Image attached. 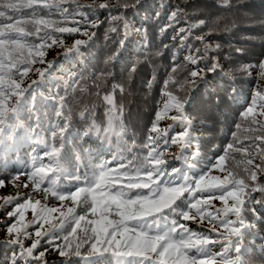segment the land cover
Listing matches in <instances>:
<instances>
[{
    "label": "snow or ice",
    "instance_id": "obj_1",
    "mask_svg": "<svg viewBox=\"0 0 264 264\" xmlns=\"http://www.w3.org/2000/svg\"><path fill=\"white\" fill-rule=\"evenodd\" d=\"M65 5L85 11L70 12ZM112 7L119 14L110 17L109 25L122 26L106 30L105 39L107 33L117 37L111 41L114 50L106 63L118 61L133 45L149 46L147 17L144 24L137 25L126 15L142 8V0H124L115 6L108 0L89 4L79 0H0V169L7 167L6 153L19 152L28 145L33 155L31 168L24 175L34 190L42 189L45 201L32 203L31 194H26L7 197L5 205H0L13 206L5 212L9 220L5 222L7 239L2 243L10 248L0 257V264H48L49 251L61 257L56 264H249L250 251L258 249L264 254V185L259 184L264 176V131L246 142L228 143L197 168L204 157L189 110L196 93L220 111L226 105H237L242 109L238 111L242 121L264 129V84L257 83L241 103V92L233 86L236 81L223 72L204 37L196 36V40L205 42L203 54L197 50V56L187 58L191 67L182 82L172 76L164 81L162 105L145 126L139 146L134 134L129 145L123 106L116 101V94L125 91L123 85L113 83L111 91L102 97L106 126L93 120L83 131L72 128L71 109L66 106L69 92H75L83 79L82 73L68 75L62 82L63 95L54 92L45 97L40 93L55 71L54 61L46 59L48 50L59 46L63 51L57 56L69 61L83 57V49L96 36L91 29L101 26L93 17L98 10ZM24 9L30 12L25 14ZM41 13H57L64 19L46 18ZM18 15L29 18L17 19ZM153 15L159 17L158 12ZM180 15L172 12L159 34L168 28L175 30ZM75 16L79 19H69ZM204 23L201 20L180 27L181 41ZM65 34L69 39L77 35L84 39L67 44ZM156 55L161 53L157 51ZM37 64L42 67H35ZM252 67L245 65L241 71L246 73ZM258 67L264 70V60ZM134 71L135 63L130 67V72ZM171 71L177 73L178 66ZM30 72L37 79L26 84ZM221 74L223 82L217 80ZM260 75L264 77V71ZM155 78L153 75L152 80ZM170 82L179 86V95L167 91ZM44 108L52 110L47 121ZM85 111L80 112L81 117H85ZM165 118L172 123L161 128ZM93 134V143L101 152L112 136L118 137V155L90 164L93 151L85 144ZM233 137L235 140V133ZM173 145L179 146L178 155L169 153ZM237 154L242 156L239 161L235 159ZM169 156L171 161L183 160L195 173L172 166ZM5 175L0 171V187L5 185ZM20 175L17 172L10 179L15 181ZM257 192L261 199H256ZM49 196L59 202L58 207L48 206ZM29 208L32 219L25 222L24 213Z\"/></svg>",
    "mask_w": 264,
    "mask_h": 264
},
{
    "label": "trees",
    "instance_id": "obj_2",
    "mask_svg": "<svg viewBox=\"0 0 264 264\" xmlns=\"http://www.w3.org/2000/svg\"><path fill=\"white\" fill-rule=\"evenodd\" d=\"M79 2L89 4L93 3V0H79ZM95 2L100 3L104 0H95ZM108 2L115 6L118 3H123L124 0H108ZM142 4V8L138 7L135 12L129 11L126 15L130 21L137 23V25L144 24L145 17H147L145 27L149 33L148 47L133 45L124 52L118 61L106 63L107 57L114 50L111 41L117 38L114 34L107 33L108 39H105L106 30L110 26H122L120 23L109 25L110 17L119 14L116 8L112 7L111 9L98 10L96 16L93 17L101 26L97 29H91L96 32V36L93 38V42L83 49V57H78L75 61H69L62 56H57V53L63 51L59 46L54 45L48 50L47 55L50 56L48 60L54 61L52 69L55 71L53 72V79L47 82L46 88L39 89L45 97L54 92H60L63 95L64 93L60 91L63 86L62 82L68 79L69 74L76 76L82 73L83 75L76 91L69 92L70 102L66 105L71 109V126L73 129L83 131L93 120L101 127H105L106 104L102 97L111 91L113 83L121 84L125 91L116 94V101L118 105L123 106L122 120L129 131V136L126 139H128L131 146L134 134L136 145L139 146L141 137L145 132V126L149 125L157 107L162 105L161 94L165 91L164 81L172 76L174 80L182 82L186 70L191 67L187 58L197 56V50H200L199 54L202 55L205 42L212 46L211 55L218 59L223 72L236 81L233 86L241 92V103L243 97L255 90L257 83L264 84V77L260 75L264 70L258 67L259 62L264 60V0H142ZM65 6L69 7L68 5ZM69 11L80 12L85 11V9H77L76 5H71ZM174 11L182 13L179 16V24L176 25L175 30L168 28L163 35H160V27L169 23L168 16ZM29 12L28 9L23 10L25 14ZM155 12L159 13V17L153 15ZM41 14L45 15L46 18L55 20L64 19L57 13ZM26 18L29 17L27 15L17 16V19ZM72 18L79 19V16L69 17V19ZM201 20L205 23L194 29L191 36L182 42L179 28H187L190 24H198ZM82 23H86V21H82ZM174 36L175 39H173ZM196 36L204 37L205 42L196 40L194 38ZM73 39H84V37L77 35L69 39L65 34L67 44H71ZM164 45H167V48ZM216 45L220 47L217 49ZM236 49L242 51L237 52ZM157 51L161 55L157 56ZM129 52L132 53L131 56H129ZM133 63H135V71L130 72ZM245 65H252L253 67L245 73L241 71V68ZM174 66H178V71L175 74L171 71ZM35 67H42V65L37 64ZM153 75L156 77L155 80H152ZM34 79H37V76L30 72L25 83H30ZM224 79L223 74L217 77V80L221 82ZM149 82L152 85L150 88L148 87ZM178 87V85L170 82L167 91L179 95ZM81 88L83 91H81ZM97 92H99V95H97ZM193 96L195 99L192 108L189 110V115L197 129L196 134L201 137L200 154L204 157L197 168L206 162L207 157L212 156L214 152L218 153L228 143L246 142L250 137L264 131V129H259L248 121H242L238 115V111L242 109H238L235 104L226 105L220 111L214 106L204 103L196 93H193ZM41 107L44 106L41 105ZM44 111L46 113L45 121H47L52 110L44 108ZM82 111H85V117L80 116ZM218 121H222V123ZM237 123L240 124L239 129L236 128ZM233 133H235V140ZM86 139L88 143L85 144V147L91 148L93 151V156L89 157L90 164L111 160L113 156L118 155L121 147V142L116 136H112L111 142L105 146L102 152L93 143L95 134ZM35 142V140L32 141L33 144ZM169 151L173 152L172 154H176V152L179 154L180 148L173 145L169 148ZM32 155L33 153L28 145H24L19 152L13 151L5 154L4 163L7 167L0 169V171L6 173L3 177L5 179L3 192L12 195L11 193L20 191L17 196L31 194L32 203L37 200L44 203L42 189L34 190L32 184H29L26 189L15 186L19 179H26L24 173L31 168ZM185 155H188V153L186 152ZM168 158L170 159V156ZM235 159L239 161L242 156L237 154ZM191 162L190 159L189 163ZM112 166L115 167L116 165L113 163ZM172 166L182 168L186 173H195V169L190 170L183 160L172 161ZM17 172H20L21 175L17 180L12 181L10 177ZM213 174L219 173L214 172ZM259 184L264 185V176H261ZM254 195L256 199L262 198L259 192ZM20 203H24V200H21ZM0 205H5V201L1 202ZM48 206L58 207L59 202L49 196ZM255 207L257 210L260 209L259 205ZM12 208L13 206L0 208V257L7 253L10 248L2 241L7 239L5 236V222L9 220L5 212L11 211ZM29 211H32L31 208L24 213L25 222L32 219V217L28 218L26 216ZM40 250H43V248ZM46 259L48 264H56L61 257L49 251L46 253ZM247 259L249 264H264V254L260 253L258 249L254 252L250 251ZM81 264H83L82 261Z\"/></svg>",
    "mask_w": 264,
    "mask_h": 264
},
{
    "label": "rangeland",
    "instance_id": "obj_3",
    "mask_svg": "<svg viewBox=\"0 0 264 264\" xmlns=\"http://www.w3.org/2000/svg\"><path fill=\"white\" fill-rule=\"evenodd\" d=\"M50 58V56L49 55H47L46 56V59L48 60ZM172 113H169V115H171ZM170 123H172V121L170 120V119H167V118H165V119H162L161 120V122H160V127L161 128H164V127H166L168 124H170ZM169 151V150H168ZM169 153L170 154H172L173 152H170L169 151ZM176 155H178V153L176 152ZM169 159V158H168ZM170 160V159H169ZM170 162L172 163V161L170 160ZM32 184L31 183V181H29V180H27V179H19L16 183H15V186L16 187H21V188H23V189H26L27 187H23V185L24 184ZM5 188V185L4 186H2V187H0V203L1 202H3V201H5V199L7 198V197H16L17 196V194L20 192V191H16V192H14V193H11L12 195H9V194H7L6 192H3V189ZM217 203V205L219 206V202H216ZM32 211H29V212H27L26 213V216L28 217V218H30V217H32ZM53 215H55V214H53ZM46 226H48V225H45V227ZM216 250H218V249H216Z\"/></svg>",
    "mask_w": 264,
    "mask_h": 264
}]
</instances>
